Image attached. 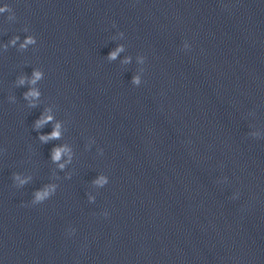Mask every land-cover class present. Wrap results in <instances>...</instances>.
I'll return each mask as SVG.
<instances>
[{"label":"clouds","instance_id":"1","mask_svg":"<svg viewBox=\"0 0 264 264\" xmlns=\"http://www.w3.org/2000/svg\"><path fill=\"white\" fill-rule=\"evenodd\" d=\"M0 11H4V9L0 8ZM28 42L31 43L32 42L31 39H29ZM111 55L114 57L115 56V53H112Z\"/></svg>","mask_w":264,"mask_h":264}]
</instances>
